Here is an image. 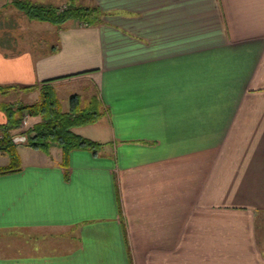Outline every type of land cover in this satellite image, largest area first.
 I'll return each instance as SVG.
<instances>
[{
	"label": "crops",
	"instance_id": "1",
	"mask_svg": "<svg viewBox=\"0 0 264 264\" xmlns=\"http://www.w3.org/2000/svg\"><path fill=\"white\" fill-rule=\"evenodd\" d=\"M79 2L101 21L0 44V105L52 80L102 112L97 150L0 173V264H264V0Z\"/></svg>",
	"mask_w": 264,
	"mask_h": 264
},
{
	"label": "trees",
	"instance_id": "2",
	"mask_svg": "<svg viewBox=\"0 0 264 264\" xmlns=\"http://www.w3.org/2000/svg\"><path fill=\"white\" fill-rule=\"evenodd\" d=\"M12 5L31 19L49 21L58 27L73 19L80 21L82 25H95L102 18L98 7L80 5L77 0H69L63 11L58 6L37 4L28 0H14ZM50 81L52 80L44 82L40 98L34 103L3 102L0 105L7 116L6 123L0 125V151L7 153L10 158L9 164L0 166V173L22 168L17 141L11 131L21 126L25 112L30 116L42 117L40 122L33 124L21 136L25 137L24 141L30 147L49 151L52 144L56 143L66 152L79 147L97 150L102 145L74 131L76 127L98 122L102 112L93 103L88 107L83 105L78 94L70 97L69 109L64 110L56 91L49 85Z\"/></svg>",
	"mask_w": 264,
	"mask_h": 264
},
{
	"label": "rangeland",
	"instance_id": "3",
	"mask_svg": "<svg viewBox=\"0 0 264 264\" xmlns=\"http://www.w3.org/2000/svg\"><path fill=\"white\" fill-rule=\"evenodd\" d=\"M13 1L14 0H11V1L7 2L6 4L0 6V44H2V45H6L9 40H11V41L16 40V41L20 42L21 44H24V43L27 44V42H29L30 37L32 35H34V32L39 30L34 26L35 23L33 24L32 21H42V20H38V19L29 18L24 12L20 11L16 6L12 5ZM28 1L33 2V3H37V4L58 6L60 8V11H63L67 7V4L69 2V0H65L66 1L65 4L60 5L61 3H63L62 0H28ZM77 2L80 5H82L79 2V0H77ZM49 3H51V4H49ZM41 88H42V86H40V93L38 91H36L37 92L36 94L32 92L30 94H27V96H26V94L23 95V93H22L21 96H19L18 99H16L15 102H13V103H19L20 102L22 104H28V103H34V102L38 101L40 98V95H41ZM60 88L62 89V91H64V93H67V94L69 91H71V93H74V92L78 91L76 89H80V88H78V86L70 85V84L60 86ZM82 95H83V93H82ZM62 97L65 99V97H66L65 94H63ZM64 99L63 100L60 99L61 104H62L64 110H68L69 107H66V109H65ZM92 103H93V105L95 104L94 102H92ZM82 104H83V101H82ZM41 119H42L41 116H30L28 112H25L24 117L22 119L21 126L19 128L12 129L11 133L17 141L16 144H17V149L19 152L24 153L25 150H28V151L31 150L30 146H28L24 140H21V136L24 134V132L28 128L33 126V124H35L36 122H40ZM93 124H89L87 126H90ZM79 127H82V126H79ZM1 132L2 131L0 130V134H1ZM0 137H2V136H0ZM54 145L60 146L59 144L54 143V144H52L51 148ZM31 148H33V147H31ZM8 160H10L9 155L7 153L0 151V165L8 163ZM257 234H258L259 242L264 247V235H263L262 231L261 230L258 231ZM18 238L21 239V237L19 235H17L16 233H14L13 235H9V236L6 235L4 238L0 239V245L5 246L6 248H9L11 250H17L16 246L18 243H21V240H22V239L20 240Z\"/></svg>",
	"mask_w": 264,
	"mask_h": 264
},
{
	"label": "water",
	"instance_id": "4",
	"mask_svg": "<svg viewBox=\"0 0 264 264\" xmlns=\"http://www.w3.org/2000/svg\"><path fill=\"white\" fill-rule=\"evenodd\" d=\"M21 140H25V137L21 138Z\"/></svg>",
	"mask_w": 264,
	"mask_h": 264
}]
</instances>
